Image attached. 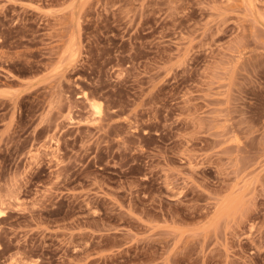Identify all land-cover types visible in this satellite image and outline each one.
Returning a JSON list of instances; mask_svg holds the SVG:
<instances>
[{
  "label": "rangeland",
  "instance_id": "374dc122",
  "mask_svg": "<svg viewBox=\"0 0 264 264\" xmlns=\"http://www.w3.org/2000/svg\"><path fill=\"white\" fill-rule=\"evenodd\" d=\"M0 264H264V0H0Z\"/></svg>",
  "mask_w": 264,
  "mask_h": 264
}]
</instances>
